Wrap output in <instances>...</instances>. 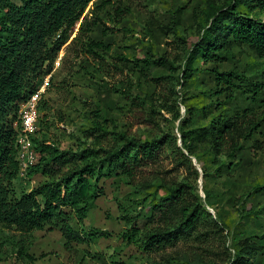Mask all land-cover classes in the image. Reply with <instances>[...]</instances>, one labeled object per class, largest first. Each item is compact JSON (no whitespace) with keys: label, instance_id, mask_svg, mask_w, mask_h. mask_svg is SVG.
<instances>
[{"label":"trees","instance_id":"obj_1","mask_svg":"<svg viewBox=\"0 0 264 264\" xmlns=\"http://www.w3.org/2000/svg\"><path fill=\"white\" fill-rule=\"evenodd\" d=\"M93 1L0 0V227L20 235L22 250L27 249L30 234L48 226L61 227L70 241L79 240L80 236L71 228L72 216L84 221L108 183H124L135 188L137 195H145L134 200L142 210L135 216L127 206L123 207V218L128 224L123 238L127 245L141 251L161 254L152 264H216L203 259V254L196 263L187 255L180 257L177 248L182 243H194L209 256L222 255L226 258L224 264H254L256 255L264 250V245L255 241L259 236L240 233L234 238V250H230L222 227L206 209L211 206L210 197L202 202L198 194L199 173L180 149L178 137L171 133L151 138L132 134L136 125L157 127L160 115L146 97L134 94V86L118 89L129 102L127 122L118 121L108 113L98 114L97 120L85 128V139L75 138L79 142L76 149L62 148L55 139L33 138L39 161L27 175L41 174L44 181L31 192L18 194L15 181L23 179L15 127L19 112L41 87L44 78L52 74L70 32ZM263 12L264 0H206V7L194 13V40L181 35L179 12H173L166 29L186 52L184 82L197 76L204 66L229 61L236 47L247 45L264 58V21L253 15ZM86 24L85 18L81 30ZM86 46L91 53H97L96 49L103 44L91 41ZM149 55L143 60L147 72L163 69L168 74L153 78L145 73V79L158 85L172 82L180 68L178 58ZM210 70L219 94L233 99L234 89L244 85L248 93L264 97V83L252 82L239 72ZM118 109L121 113L126 111L123 106ZM263 125L264 116L249 113L247 109L233 116L220 114L206 127L183 130L182 144L191 155L196 143H208L211 162L224 166L221 158L234 159ZM250 149L263 150L264 142L256 141ZM169 155L186 168V177L172 180L144 177L145 171L160 166ZM259 239L264 240V235Z\"/></svg>","mask_w":264,"mask_h":264},{"label":"rangeland","instance_id":"obj_2","mask_svg":"<svg viewBox=\"0 0 264 264\" xmlns=\"http://www.w3.org/2000/svg\"><path fill=\"white\" fill-rule=\"evenodd\" d=\"M104 1L94 0L88 6L70 32L52 74L44 78L38 132L33 138L55 139L62 148L76 149L79 142L75 138L85 139V128L97 120L98 114L108 113L118 121L127 122L129 102L118 89L134 86V94L146 97L160 115L157 127L136 125L132 134L142 138L164 133L177 136L180 149L199 173L196 185L202 202L210 197L211 206L206 209L222 227L226 245L233 251L234 238L240 233L259 236L255 241L264 245V240L259 239L264 235V149L254 152L250 149L254 142H264V125L234 159L221 158L224 166L211 162L208 143H196L191 155L182 144L184 131L206 127L217 115L233 116L247 109L249 113L264 116V97L248 93L238 81L236 84L241 89H234V98L229 99L218 93L210 70L239 72L252 82L264 83V58L258 57L247 45L236 47L229 61L204 66L197 76L184 82L182 70L186 52L166 27L172 22L173 12L178 11L181 35L194 40V13L206 7V0ZM253 15L264 21V12ZM85 18L87 24L81 30ZM91 41L103 44L96 49L97 53L87 48L86 44ZM149 53L166 54L171 60L178 58L180 68L172 82L158 85L145 79L148 72L143 60L151 57ZM148 74L157 78L168 72L154 69ZM118 106L126 111L121 113ZM187 175L186 168L170 155L160 166L144 172V177L152 180L158 177L181 179ZM22 178L15 181L18 194L31 192L44 181L41 174ZM256 187L263 189L257 191ZM143 195H137L135 188L127 184L108 183L105 193L98 197L84 221L72 216L71 228L80 236L76 241H70L61 227L48 226L30 234L28 247L22 250L20 235L0 227V264H152L161 254L141 251L127 245L123 238L128 228L123 207L127 206L129 213L135 216L142 210L134 200ZM39 200L44 202L42 198ZM177 249L180 257L187 255L195 263L200 254L216 264L226 262L224 256H209L194 243H182ZM254 264H264V250L256 255Z\"/></svg>","mask_w":264,"mask_h":264},{"label":"built area","instance_id":"obj_3","mask_svg":"<svg viewBox=\"0 0 264 264\" xmlns=\"http://www.w3.org/2000/svg\"><path fill=\"white\" fill-rule=\"evenodd\" d=\"M45 85L34 93L30 99L22 106L19 121L15 123L18 131V162L20 164L21 177L27 175L28 170L38 163L39 154L33 144V136L38 132L39 102L41 92Z\"/></svg>","mask_w":264,"mask_h":264}]
</instances>
